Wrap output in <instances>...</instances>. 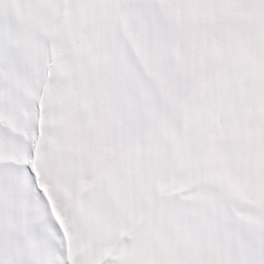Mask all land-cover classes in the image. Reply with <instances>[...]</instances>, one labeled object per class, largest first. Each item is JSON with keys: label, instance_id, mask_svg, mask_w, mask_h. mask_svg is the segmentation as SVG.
<instances>
[{"label": "snow or ice", "instance_id": "1", "mask_svg": "<svg viewBox=\"0 0 264 264\" xmlns=\"http://www.w3.org/2000/svg\"><path fill=\"white\" fill-rule=\"evenodd\" d=\"M0 264H264V0H0Z\"/></svg>", "mask_w": 264, "mask_h": 264}]
</instances>
